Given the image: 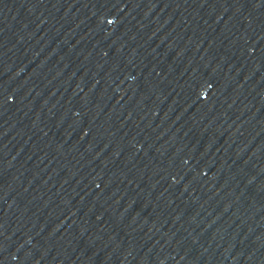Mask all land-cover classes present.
Segmentation results:
<instances>
[{
  "label": "water",
  "instance_id": "obj_1",
  "mask_svg": "<svg viewBox=\"0 0 264 264\" xmlns=\"http://www.w3.org/2000/svg\"><path fill=\"white\" fill-rule=\"evenodd\" d=\"M33 0H0V38Z\"/></svg>",
  "mask_w": 264,
  "mask_h": 264
}]
</instances>
